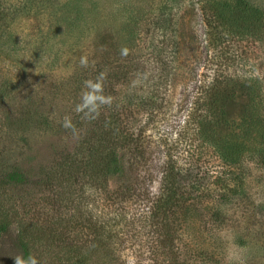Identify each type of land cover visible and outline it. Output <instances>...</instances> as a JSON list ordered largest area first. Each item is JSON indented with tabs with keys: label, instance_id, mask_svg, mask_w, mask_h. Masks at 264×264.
Listing matches in <instances>:
<instances>
[{
	"label": "rangeland",
	"instance_id": "rangeland-1",
	"mask_svg": "<svg viewBox=\"0 0 264 264\" xmlns=\"http://www.w3.org/2000/svg\"><path fill=\"white\" fill-rule=\"evenodd\" d=\"M246 1L248 33L224 38L240 0H0V264L15 237L39 264H264V134L225 161L199 122L252 76L264 110Z\"/></svg>",
	"mask_w": 264,
	"mask_h": 264
},
{
	"label": "trees",
	"instance_id": "trees-1",
	"mask_svg": "<svg viewBox=\"0 0 264 264\" xmlns=\"http://www.w3.org/2000/svg\"><path fill=\"white\" fill-rule=\"evenodd\" d=\"M240 0L241 5L236 6V10H227L231 11V17L225 20L223 14L220 10L215 9L214 12L206 13L205 19L209 23H213L215 18H222L225 20V32L222 37L226 38L231 35V32L227 30L232 27L236 29L237 34L243 38L248 33L247 23L244 21L248 19L247 22L251 19V13L248 10L246 4ZM247 2V1H246ZM256 14V13H255ZM208 15V16H206ZM258 15V14H256ZM258 79H255L253 76L251 78H242L240 81H237V88L232 89L230 84L226 89H223L217 97V104L213 106L212 109L205 112V114H200V127L202 130H205L207 136H215L217 138H209L208 143L212 144L215 149L220 153L223 160H231L232 157H235L237 153H243L246 150H250L252 144L256 141H260V138L264 134V110L262 109L263 98L257 85ZM219 84V83H218ZM239 110L234 111L235 107ZM105 156L103 159H97L96 162H90L91 165L96 166V168H106L116 166L118 164V159L115 154ZM113 168V167H112ZM17 172L11 173L9 176L12 177L17 182H22L24 184L28 181L22 175H17ZM9 232L8 226H3L0 229V236H4ZM14 239V249L16 252H20L23 255H32L31 245L23 240L22 237H15ZM72 245V244H71ZM73 246V245H72ZM85 256H81L73 264H83L86 261ZM87 262V261H86ZM68 263V261H66ZM68 263V264H69Z\"/></svg>",
	"mask_w": 264,
	"mask_h": 264
},
{
	"label": "clouds",
	"instance_id": "clouds-1",
	"mask_svg": "<svg viewBox=\"0 0 264 264\" xmlns=\"http://www.w3.org/2000/svg\"><path fill=\"white\" fill-rule=\"evenodd\" d=\"M85 88L86 91L82 94V107L78 106V111L82 110V108H87L90 111H95L98 107V103L104 102L100 96L97 95V93L100 90V86L98 83H95L93 81H85ZM63 126L65 128H71L74 131L73 125L71 123V120L67 117L64 119ZM14 264H39V261L37 258L33 255H23V254H17L13 257Z\"/></svg>",
	"mask_w": 264,
	"mask_h": 264
}]
</instances>
